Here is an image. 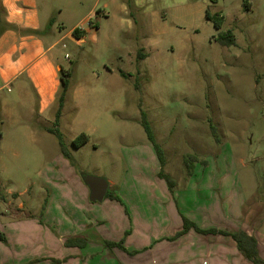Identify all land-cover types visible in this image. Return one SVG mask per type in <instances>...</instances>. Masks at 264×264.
<instances>
[{
    "label": "rangeland",
    "instance_id": "374dc122",
    "mask_svg": "<svg viewBox=\"0 0 264 264\" xmlns=\"http://www.w3.org/2000/svg\"><path fill=\"white\" fill-rule=\"evenodd\" d=\"M76 3V11L64 10L63 16L69 15L65 32L90 9L106 11L85 20L87 32H80L85 34L80 44L66 39L58 46L70 74L57 127L71 149L73 157L68 159L76 172L99 174L118 184L125 177L137 184L146 181L143 187L151 188V165L158 164V175L168 185L160 172L174 180L195 176L189 186L193 192L204 187L200 177L214 175L211 191L223 207L234 197L235 208L255 193L263 198L264 0ZM207 9L223 17L220 28L207 17ZM227 30L234 35L233 45L219 39ZM2 93L17 101L11 112L2 115L0 110L1 144L10 149L0 152V212H20V202L40 212L54 191L51 180L43 178L55 175L45 162L55 164L61 154L58 137L46 131L56 127L58 103L39 113L40 105L7 89ZM142 111L164 151V164L142 125ZM29 130L39 133L32 137ZM81 132L90 138L73 148L72 140ZM33 138L37 142H31ZM149 147L155 161L149 158ZM190 156L192 173L186 161ZM221 177L228 178L232 190L214 188V183L219 188ZM21 214L16 220L26 218ZM24 233L32 234L17 224L0 241L16 245Z\"/></svg>",
    "mask_w": 264,
    "mask_h": 264
},
{
    "label": "crops",
    "instance_id": "0c3cea01",
    "mask_svg": "<svg viewBox=\"0 0 264 264\" xmlns=\"http://www.w3.org/2000/svg\"><path fill=\"white\" fill-rule=\"evenodd\" d=\"M60 1L0 0L2 115L7 110L11 112L17 101L13 95L3 94L5 89L40 105L39 113L58 103L61 71L70 68L63 63L58 46L66 39L80 44L85 34L79 31L78 38L73 30L98 9L100 14H106L105 9L92 8L65 32L64 21L69 15L64 17V10L76 11L77 0ZM46 131L52 134L49 127ZM28 132L32 137L39 133ZM3 137L0 134V152H8L10 149L1 144ZM31 142L37 141L33 138ZM72 146L82 147L73 142ZM67 148L73 157L70 147ZM149 148V158L155 161L154 150ZM55 161L44 165L49 173L55 174L53 177L45 178L42 172L54 189L47 206L38 212L25 209V203L20 202L21 211L16 213L8 208L11 204L8 201L6 212H0V232L6 237L17 224L32 232L24 233L16 245L10 240V246L0 241V264H253L232 236L220 232L239 230L256 238L259 255L264 260V197L256 193L238 208L233 205L235 197L231 203L229 199L228 207H223L225 203L219 204L217 193L211 191L214 175L200 177L204 187L198 192L189 188L195 176L177 178L174 192L159 177L158 164H154L152 178L148 179L151 188L143 187L146 181L137 184L125 177L118 184L109 178V187L113 188L110 193L119 199L105 196L102 201H92L88 185L62 151ZM214 185L216 190H232L226 177L220 178L219 188ZM196 200L200 203L196 204ZM18 213L26 218L16 220ZM184 218L201 229L218 231L203 233L195 227L185 230Z\"/></svg>",
    "mask_w": 264,
    "mask_h": 264
},
{
    "label": "trees",
    "instance_id": "16d2710c",
    "mask_svg": "<svg viewBox=\"0 0 264 264\" xmlns=\"http://www.w3.org/2000/svg\"><path fill=\"white\" fill-rule=\"evenodd\" d=\"M0 5V12L2 11ZM97 14L99 13V9L96 12ZM207 17L211 19L215 26L217 28H220L222 25L223 17L222 16H212L209 12V9H207ZM95 27H98L97 25ZM2 32V27L0 26V33ZM37 32V31H33ZM73 34L76 37H80L78 29L73 30ZM219 39L221 42L225 45H233L235 43V38L231 30H227L224 33L219 34ZM68 74H70L69 70L66 71L65 69H62L61 71V81H62V90L60 92L59 98H58V109L57 113L55 116V128H50V131L54 133L60 143L61 151L66 156L67 158H71V154L68 151V148L66 146V143L63 140L62 133L58 129L57 125L59 124L61 113H62V108L64 106L65 98L68 92ZM142 125L146 131V134L150 140V142L153 144L154 148L156 149L159 159L161 164L165 163V156H164V151L160 144L158 143L155 133L151 127L150 121L145 113V111H142ZM90 136L85 133L81 132L78 134L74 139H73V144L76 147H80L86 142H88ZM187 161V167L189 170V173H192L194 170V159L193 157H189V159H186ZM160 175L163 176L168 182L169 186L173 187L175 185V180L169 175L165 174L163 172H160ZM106 197H112V198H117L119 199V196H115L109 191L106 194ZM190 227H195L198 231H201L203 233H216L218 230L217 229H201L199 228L193 221L189 220L188 218H184V229L187 230ZM221 233L228 234L232 236V238L236 241L238 248L242 253L253 263V264H264V260L260 257L259 255V250H258V244L256 238L253 236H249L245 231L239 230L233 233L227 232V231H220ZM0 238L5 240V235L0 232Z\"/></svg>",
    "mask_w": 264,
    "mask_h": 264
},
{
    "label": "water",
    "instance_id": "95a60500",
    "mask_svg": "<svg viewBox=\"0 0 264 264\" xmlns=\"http://www.w3.org/2000/svg\"><path fill=\"white\" fill-rule=\"evenodd\" d=\"M82 177L90 189V199L92 201H102L109 188L107 178L90 173H83Z\"/></svg>",
    "mask_w": 264,
    "mask_h": 264
},
{
    "label": "built area",
    "instance_id": "2783aa9c",
    "mask_svg": "<svg viewBox=\"0 0 264 264\" xmlns=\"http://www.w3.org/2000/svg\"><path fill=\"white\" fill-rule=\"evenodd\" d=\"M84 23H85V21L83 23H80L75 29H78V31H80V32L85 31L86 27H85ZM88 26L93 27L94 26L93 22L88 21Z\"/></svg>",
    "mask_w": 264,
    "mask_h": 264
}]
</instances>
